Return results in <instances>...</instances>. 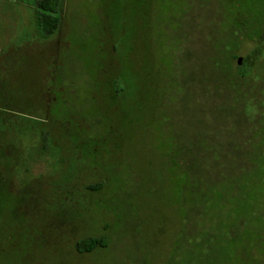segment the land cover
Instances as JSON below:
<instances>
[{
    "label": "rangeland",
    "instance_id": "rangeland-1",
    "mask_svg": "<svg viewBox=\"0 0 264 264\" xmlns=\"http://www.w3.org/2000/svg\"><path fill=\"white\" fill-rule=\"evenodd\" d=\"M37 1L0 0V264H264V0Z\"/></svg>",
    "mask_w": 264,
    "mask_h": 264
},
{
    "label": "trees",
    "instance_id": "trees-1",
    "mask_svg": "<svg viewBox=\"0 0 264 264\" xmlns=\"http://www.w3.org/2000/svg\"><path fill=\"white\" fill-rule=\"evenodd\" d=\"M36 6L41 10L40 12V22L44 28L46 34H53L60 25V18L56 15L58 11L57 0H39L36 2ZM14 124L10 118V115L0 109V136L4 139L9 138L13 134ZM42 134L43 131H41ZM1 138V137H0ZM47 148L46 144L44 145ZM99 189V188H91ZM107 240L104 237H89L81 240L77 244V248L83 252H92L95 249L106 247Z\"/></svg>",
    "mask_w": 264,
    "mask_h": 264
},
{
    "label": "flooded vegetation",
    "instance_id": "flooded-vegetation-1",
    "mask_svg": "<svg viewBox=\"0 0 264 264\" xmlns=\"http://www.w3.org/2000/svg\"><path fill=\"white\" fill-rule=\"evenodd\" d=\"M243 64H244V61L243 60L241 62L238 61L239 67L242 66ZM240 74L241 75H244L245 73H244V71L243 72L240 71Z\"/></svg>",
    "mask_w": 264,
    "mask_h": 264
},
{
    "label": "water",
    "instance_id": "water-1",
    "mask_svg": "<svg viewBox=\"0 0 264 264\" xmlns=\"http://www.w3.org/2000/svg\"><path fill=\"white\" fill-rule=\"evenodd\" d=\"M241 61H242V59L240 58V59H239V62H241Z\"/></svg>",
    "mask_w": 264,
    "mask_h": 264
}]
</instances>
